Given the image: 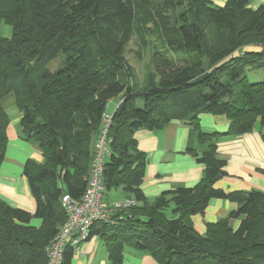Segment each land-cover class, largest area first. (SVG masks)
Returning a JSON list of instances; mask_svg holds the SVG:
<instances>
[{"label":"trees","instance_id":"1","mask_svg":"<svg viewBox=\"0 0 264 264\" xmlns=\"http://www.w3.org/2000/svg\"><path fill=\"white\" fill-rule=\"evenodd\" d=\"M250 0H0V165L9 118L2 100L14 96L21 138L42 161L28 159L22 174L35 201L33 214L0 201V264H46V249L66 221L64 195L79 200L87 186L102 117L112 102L107 130L109 156L103 165L104 201L120 190L135 205L95 223L110 264H122L124 248L149 255L156 264H264V193L216 187L227 176L217 155L220 134L199 129L201 114L222 116L227 136L251 133L264 140V79L249 82L246 71L264 74V4ZM157 45L150 71L135 80L125 58L128 42ZM60 55V66H47ZM60 59V58H59ZM182 121L197 130L206 149L188 153L203 166L193 187L164 191L148 201L141 190L146 155L137 130H161ZM259 124V125H257ZM211 200L235 205L227 217L192 222ZM106 203V202H105ZM33 218L39 227L30 225ZM74 250L64 249L61 264Z\"/></svg>","mask_w":264,"mask_h":264},{"label":"crops","instance_id":"2","mask_svg":"<svg viewBox=\"0 0 264 264\" xmlns=\"http://www.w3.org/2000/svg\"><path fill=\"white\" fill-rule=\"evenodd\" d=\"M211 1L219 6L226 2ZM263 4L264 0H250L249 7L255 9ZM8 118L7 145L0 165V201L33 214L36 205L22 170L26 160L41 162L42 157L33 143L21 138V115ZM198 124L203 133L220 134L216 141L217 155L226 161L227 176L218 181L216 187L225 192L238 190L264 193V140L260 137V129L256 127L251 133L241 136H227L225 133L228 131V121L222 116L208 114L199 115ZM134 139L138 150L146 155L141 190L148 201H153L164 191L193 187L201 178L203 166L196 163L188 150L200 154L205 151L206 144L198 140L197 130L188 123L172 121L161 130H137ZM111 192L105 199L108 206L126 199L120 190H115L114 195L110 197ZM234 208L235 205L228 201L211 200L203 215L192 217L194 227L199 233H204L206 223L226 218ZM40 224V220L36 218L30 222V225L36 228ZM123 253L122 264H156L149 255L135 252L128 247L124 248ZM71 264L110 263L103 242L93 237L79 245Z\"/></svg>","mask_w":264,"mask_h":264},{"label":"built area","instance_id":"3","mask_svg":"<svg viewBox=\"0 0 264 264\" xmlns=\"http://www.w3.org/2000/svg\"><path fill=\"white\" fill-rule=\"evenodd\" d=\"M111 114H104L102 127L93 148L89 177L86 189L79 200L64 195L61 200L66 221L46 249V264H61L64 249L67 246L78 251L81 243L88 241L90 228L98 222H108L115 212L131 208L135 202L124 199L108 206L104 201L102 181L103 165L109 156L107 130Z\"/></svg>","mask_w":264,"mask_h":264},{"label":"rangeland","instance_id":"4","mask_svg":"<svg viewBox=\"0 0 264 264\" xmlns=\"http://www.w3.org/2000/svg\"><path fill=\"white\" fill-rule=\"evenodd\" d=\"M0 36L1 37H10L11 36V27L3 22H0ZM147 47L141 48L140 43L137 38L133 37L127 44L125 48V58L127 59L129 65L132 67L135 75V80L139 83H142L145 75L150 71L149 57L151 52L156 47L157 42L153 37L147 38ZM60 58V59H59ZM63 60V56L60 55L56 60L52 61L48 66V70L53 72L56 68L60 66V60ZM247 78L249 82H260L264 79V74L261 70H247ZM118 101L112 102L107 109V113H112L116 108ZM2 106L6 114L11 117L12 115H21L19 111L14 106V96L9 94L2 100ZM114 108V109H113ZM112 111V112H111ZM259 125V124H257ZM115 190L111 192L110 197L113 196ZM118 193V191H117ZM120 193V192H119Z\"/></svg>","mask_w":264,"mask_h":264}]
</instances>
